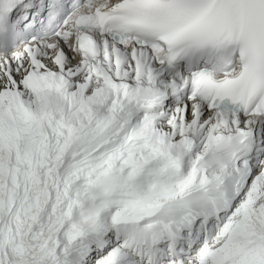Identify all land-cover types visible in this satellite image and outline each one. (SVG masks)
<instances>
[{"label":"snow or ice","instance_id":"1","mask_svg":"<svg viewBox=\"0 0 264 264\" xmlns=\"http://www.w3.org/2000/svg\"><path fill=\"white\" fill-rule=\"evenodd\" d=\"M0 264H264V0H0Z\"/></svg>","mask_w":264,"mask_h":264}]
</instances>
